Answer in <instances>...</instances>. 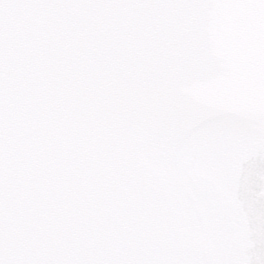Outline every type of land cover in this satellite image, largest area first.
Wrapping results in <instances>:
<instances>
[{"label": "water", "instance_id": "1", "mask_svg": "<svg viewBox=\"0 0 264 264\" xmlns=\"http://www.w3.org/2000/svg\"><path fill=\"white\" fill-rule=\"evenodd\" d=\"M0 260H264V0H0Z\"/></svg>", "mask_w": 264, "mask_h": 264}, {"label": "snow or ice", "instance_id": "2", "mask_svg": "<svg viewBox=\"0 0 264 264\" xmlns=\"http://www.w3.org/2000/svg\"><path fill=\"white\" fill-rule=\"evenodd\" d=\"M0 264H4V261L0 260ZM252 264H264V260L252 262Z\"/></svg>", "mask_w": 264, "mask_h": 264}]
</instances>
